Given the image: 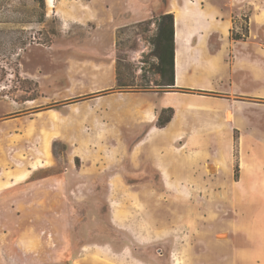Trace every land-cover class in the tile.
Segmentation results:
<instances>
[{"label":"rangeland","instance_id":"1","mask_svg":"<svg viewBox=\"0 0 264 264\" xmlns=\"http://www.w3.org/2000/svg\"><path fill=\"white\" fill-rule=\"evenodd\" d=\"M209 1L234 23L228 34L214 21L198 44L216 51L217 90L197 94L206 105L173 110L156 154L155 136L128 129L153 113L149 92L134 90H164L152 40L165 0L130 24L127 0H0V101L25 132L2 140L5 164L56 142L45 164L69 176L0 197V264H264V0ZM139 141L167 185L129 184Z\"/></svg>","mask_w":264,"mask_h":264},{"label":"crops","instance_id":"2","mask_svg":"<svg viewBox=\"0 0 264 264\" xmlns=\"http://www.w3.org/2000/svg\"><path fill=\"white\" fill-rule=\"evenodd\" d=\"M153 0H127L128 8L131 10L128 12L127 21L128 24L135 23L136 21L143 20L147 17V9L150 8ZM242 3L244 0H237ZM164 6H158L157 15L166 13H172L174 15V88L176 90H199L204 92L215 91L217 87L214 86L213 77L215 74L212 71V65L216 62L215 53L209 49H203L198 44L201 41L203 35L208 34L214 21L223 23L229 34V30L233 27L232 21L233 16L230 9H224L214 6L209 0H165ZM243 6L238 4V12L234 15H241ZM177 8L178 13L175 14L173 9ZM124 18V17H123ZM179 21V38L176 40L175 23ZM118 27V26H117ZM210 30V31H209ZM104 38V36H103ZM229 40V38H228ZM230 41V40H229ZM179 50L180 52V70L177 78L175 69V53ZM221 52V50H220ZM217 55L222 56L221 53ZM206 60L205 62L199 63V60ZM211 67V68H210ZM232 71V69L230 70ZM230 75V74H229ZM218 84L222 85V78L217 80ZM113 86L108 88L106 91L113 90ZM148 93V92H147ZM145 94V93H140ZM132 95H137L136 93ZM133 98L135 96H132ZM153 105L152 118L149 120H143L137 122L132 128H129L132 135H135L138 131L145 132V136L152 135L156 137L153 141L154 153L161 154V148L159 143V137L162 133L169 131L171 121L164 127H158L154 122V115L163 108H172L175 114L179 111L188 109V107L206 105L209 101V97L200 96L197 94H188L181 92H149L145 96ZM10 111L7 112L6 103L0 101V197L3 195L15 194L19 188H24L30 184H38L44 182L53 186L56 183L68 180L67 172H63L60 175L50 173L53 169V164L46 165L45 159L52 157L51 144L47 145L46 152L41 154L37 158L29 160V162H21L20 166L12 164V167L7 169L5 163H9L10 160L7 158L8 148L2 144L4 139H12L14 137L23 138L25 132L17 124V116L12 107H9ZM9 118V119H8ZM28 121L31 122V118L27 117ZM8 128H14L8 131ZM174 139V138H173ZM142 141L135 144L130 155L140 154L139 158L136 159L140 165H136V168L126 169V173L131 180L129 183L131 186H147L152 185L153 180H159L162 185H167V172L164 168L158 165L149 166L147 161L143 158L146 153L145 148L139 145ZM137 149H139L137 151ZM44 156V158H43ZM15 158L12 157L11 161ZM11 164V162H10ZM82 171V168H78ZM69 171V170H68ZM154 178V179H152ZM109 184L114 180L113 178L107 179ZM171 182V179L169 180ZM59 187L58 189H60ZM16 191V192H15ZM15 192V193H14ZM130 249V247L128 248ZM81 264H87L89 261L87 257L79 259Z\"/></svg>","mask_w":264,"mask_h":264},{"label":"trees","instance_id":"3","mask_svg":"<svg viewBox=\"0 0 264 264\" xmlns=\"http://www.w3.org/2000/svg\"><path fill=\"white\" fill-rule=\"evenodd\" d=\"M37 2L42 8H45V0H33ZM153 23L157 27V32L152 40V45L155 48V57L157 59V64L154 67L155 73H157L162 79V83H156L158 87H163L164 90L155 91L146 87L137 88L141 92H181L188 94H202L204 91L199 90H176L174 88V15L172 13H166L159 15L156 18H153ZM247 32V31H246ZM240 34H235L229 37L230 41H239L241 40ZM118 89L123 84H120L119 79H117ZM105 95V94H104ZM174 111L172 108H163L160 110V114L157 118V126L164 127L168 124L172 117ZM165 115V116H164ZM235 140V136L233 137ZM55 145L56 142L52 145V153L55 155ZM66 150V146H64ZM238 174V166L234 167V178L236 179Z\"/></svg>","mask_w":264,"mask_h":264},{"label":"bare ground","instance_id":"4","mask_svg":"<svg viewBox=\"0 0 264 264\" xmlns=\"http://www.w3.org/2000/svg\"><path fill=\"white\" fill-rule=\"evenodd\" d=\"M46 4L49 8H55V0H45ZM175 31H176V40L178 41L179 38V21L178 19L176 20L175 23ZM175 69H176V76L178 78L179 76V70H180V52L179 50L176 51L175 53Z\"/></svg>","mask_w":264,"mask_h":264}]
</instances>
